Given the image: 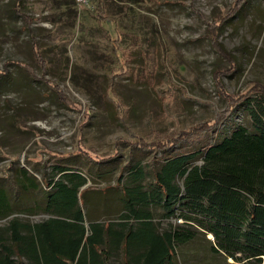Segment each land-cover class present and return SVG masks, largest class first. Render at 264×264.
Masks as SVG:
<instances>
[{
    "label": "rangeland",
    "instance_id": "obj_1",
    "mask_svg": "<svg viewBox=\"0 0 264 264\" xmlns=\"http://www.w3.org/2000/svg\"><path fill=\"white\" fill-rule=\"evenodd\" d=\"M15 1L0 0V191L9 203L0 226L13 216L35 222L50 215L44 179L57 178V167L87 177L78 193L86 224L114 219L119 175L140 163L152 182L176 137L191 133L180 142L186 150L218 130L223 92L241 96L264 86V0H250L222 24L218 17L236 0H106L101 23L92 0H19L33 19L29 27ZM231 114L218 137L236 124L254 131L247 104ZM204 124L209 129L200 130ZM212 239L199 233L179 244L176 264H234L210 250Z\"/></svg>",
    "mask_w": 264,
    "mask_h": 264
},
{
    "label": "trees",
    "instance_id": "obj_2",
    "mask_svg": "<svg viewBox=\"0 0 264 264\" xmlns=\"http://www.w3.org/2000/svg\"><path fill=\"white\" fill-rule=\"evenodd\" d=\"M249 1L236 0L218 21L233 18ZM93 4L97 21H105L106 0H93ZM20 9L16 0L14 11L29 27L33 19ZM31 39L34 58L44 67L37 41L33 35ZM212 44L218 47L213 39ZM252 90L241 96L223 92L227 105L224 114L214 119L218 130L198 148H180L191 133L176 137L175 146L169 147L173 149L153 167L152 182L144 181L140 163L131 167L125 179L119 175L121 205L112 220L86 224L78 193L87 177L79 169L57 167V178L44 179L51 189L44 206L50 215L35 222L13 216L0 226V264H107L112 257L115 264H176L177 246L199 233L212 235L214 254L231 258L234 264H260L264 257V86L255 83ZM242 103L247 104L254 131L236 124L218 137L232 109ZM207 129L208 125L200 126ZM29 186L36 184L29 179ZM8 207L0 191V214ZM172 218L182 221L173 223Z\"/></svg>",
    "mask_w": 264,
    "mask_h": 264
},
{
    "label": "built area",
    "instance_id": "obj_3",
    "mask_svg": "<svg viewBox=\"0 0 264 264\" xmlns=\"http://www.w3.org/2000/svg\"><path fill=\"white\" fill-rule=\"evenodd\" d=\"M80 3L82 4H86L89 3L91 0H78ZM93 1V0H92Z\"/></svg>",
    "mask_w": 264,
    "mask_h": 264
}]
</instances>
